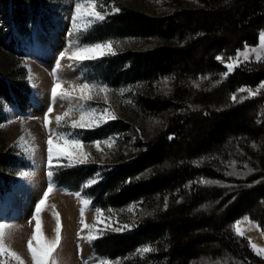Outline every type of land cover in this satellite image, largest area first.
Returning a JSON list of instances; mask_svg holds the SVG:
<instances>
[{
    "label": "trees",
    "instance_id": "16d2710c",
    "mask_svg": "<svg viewBox=\"0 0 264 264\" xmlns=\"http://www.w3.org/2000/svg\"><path fill=\"white\" fill-rule=\"evenodd\" d=\"M197 1L161 15L141 0H117L119 11L104 23L105 34L158 40L153 48L127 49L115 64H124L125 78L144 82L139 109L163 116L164 123L137 150L119 143L112 156L116 169L102 190L118 206L146 198L141 226L124 236L134 246L158 243L142 264H264L248 256V240L234 231L243 215L264 229V94L237 95L240 86L264 79V62L222 77L226 66L217 59L258 42L264 0ZM33 6L38 0H0V11L11 14L14 26L25 24ZM3 37L0 27L2 45ZM13 67L0 50L6 73L0 74V96L18 102L8 73ZM163 77L170 81L160 83ZM145 118L137 119V132L146 129ZM127 126L120 120L109 124ZM89 170H75L61 184L75 189Z\"/></svg>",
    "mask_w": 264,
    "mask_h": 264
},
{
    "label": "rangeland",
    "instance_id": "374dc122",
    "mask_svg": "<svg viewBox=\"0 0 264 264\" xmlns=\"http://www.w3.org/2000/svg\"><path fill=\"white\" fill-rule=\"evenodd\" d=\"M116 1L95 0V10L106 14V18L92 25L83 19H78L76 24H73L72 17L77 0H38L37 8L33 6L25 24L20 26H14L10 13L0 11V27L3 29L5 40L4 45L0 41V50L5 51L6 57L14 65L8 73L13 76L12 91L19 98L17 102L0 96V222L11 225L5 230V244L21 257L24 264H33L27 244L36 226L35 207L43 199L50 181L53 191L48 194L40 221L45 237L53 240L57 226L55 213L59 214L61 243L53 253L56 264H100L102 260L108 261L109 264H142L140 259L150 257L158 249L157 242L146 241L134 246L131 244L132 239L124 238L141 226L140 217L147 213L146 198L118 206L108 200L109 191L102 190L101 185L107 180V174L116 169L112 156L120 147L119 143H125L127 151L137 150L142 141L154 135L164 123L163 116L154 113L147 116L139 109L142 94L146 91L144 82L125 78L124 64H115L127 49L153 48L158 44V40L102 33L104 23L117 12L115 9H119ZM141 1L147 10L161 15L168 13L170 7L198 4L197 0ZM87 6L84 3V7ZM21 28L23 32H20ZM13 38L12 49L9 45ZM108 41L113 42L115 55L84 62L69 59L77 46H90ZM61 52L65 55L59 59ZM238 52L239 60L234 63L237 61ZM257 56L261 58L257 60ZM219 57L225 66L234 63L233 71L245 66L250 68L252 63H263L264 30L260 32L256 44H248L228 58ZM57 63L59 68L56 67ZM3 73L6 74L0 70V74ZM229 74L226 68L222 77ZM57 77L60 78L59 81ZM164 81L169 82L170 78L163 77L159 80L160 83ZM57 82L62 84L63 90L73 92V96H78L73 88H78L85 82L107 86L109 91L94 96L93 100L86 104L78 99L69 102L57 98L56 103L52 105L51 88ZM262 84L264 79L242 85L237 95L245 99L264 94ZM50 106L53 111L47 113L46 110ZM69 108L72 111L58 125L56 117L63 116ZM81 108L94 109L96 112L108 109L116 119H109L101 126L91 129L72 130L65 127L80 119ZM46 115L50 121L47 125ZM145 116L146 129L139 128L140 132H137V119L141 120ZM116 120L125 125L127 123V128L109 127V124ZM58 128L62 132H72L74 138L82 141L87 163L80 165L78 154H74L76 159L73 160L54 154L53 175L49 178L46 167L47 140L51 138L54 141L57 153L71 151L61 144L59 137L55 135ZM105 141L109 143L106 144ZM96 142H100L99 149ZM33 152L34 155H30ZM80 169L91 170L86 176L79 178L75 189L61 184L69 173ZM21 173L30 175L25 177ZM92 180L98 182L91 184ZM10 191L17 192V205H13L8 196ZM85 199L89 200L88 204L83 203ZM71 209L76 213L75 222L70 215ZM97 210L101 214L99 217ZM82 219L89 228H83ZM236 224L240 225L242 236L249 242L248 256L264 263V253L258 254L260 250H264V229L261 223L250 215H243L235 220L234 227ZM125 225L129 230L114 231L118 227L123 229ZM101 232L104 234L100 235ZM89 235L98 238L90 243L84 238ZM251 244L256 245V250ZM145 248L151 250L146 252ZM221 260H217L216 264H223L220 263ZM5 264L15 262L8 259Z\"/></svg>",
    "mask_w": 264,
    "mask_h": 264
},
{
    "label": "snow or ice",
    "instance_id": "6c2138e0",
    "mask_svg": "<svg viewBox=\"0 0 264 264\" xmlns=\"http://www.w3.org/2000/svg\"><path fill=\"white\" fill-rule=\"evenodd\" d=\"M84 3H86L88 6L84 7ZM95 9V0H77L75 4L74 15L72 17L73 24H76L78 19L86 20L89 25L104 21L106 18V14H101V12L96 11ZM115 11H119V9H115ZM112 45L113 42L108 41L105 43H94L90 46H77L76 50L71 54V56H69V59L84 62L102 58L106 55H115L116 53ZM64 55L65 53L61 52L59 59H62ZM239 56L240 53L238 52L237 61L234 63L238 62ZM260 58V56H257V60H259ZM217 59L220 58L217 57ZM234 63H229L226 65L228 73H231L233 71ZM56 67L59 68V63H57ZM59 79L60 78L57 77V81H59ZM261 87H264V84H262ZM73 91L77 92L78 96H73V92L63 90L62 84L60 82L55 83V85L51 88V104L54 105L56 103L57 98L62 101L69 102L74 99H78L86 104L88 101L93 100L94 96L100 95L101 93H107L109 89L107 88V86H101L85 82L82 83L78 88L74 87ZM233 100L235 101V96H233ZM46 111L47 113H51L53 111V107L50 106ZM71 111L72 109L69 108L68 112H65L63 116L56 117L58 125H60L61 121H64L65 117H67L69 115V112ZM80 112V119L78 121H72L70 125H65V127H69L72 130L91 129L101 126L102 123H106L109 119H116L115 115L110 113L108 109L96 112V110L94 109L85 110L84 108H81ZM45 121L46 125L50 123L47 115L45 116ZM55 135L59 137L60 143L63 144L66 148L71 149V151L68 153H57L56 149L54 148V141L51 138L47 140L46 167L48 168L47 175L49 178H51L53 175L52 164L54 154H56L57 156H63L68 160L76 159V155L74 154H78V163L80 165L87 163L86 154L83 153V144L80 139L74 138L72 132H62L59 130V128L56 131ZM99 143L100 142H96V146L98 149ZM104 143L107 144L109 143V141H105ZM30 155H34V152L30 153ZM21 175L27 177L30 175V173H21ZM97 182V180H92L91 184H95ZM52 191L53 185L50 181L48 184L47 191L43 194V199H41L35 207L34 219L36 221V226L32 237L27 244L33 264H56V260L53 258V253H55L57 247L61 243V225L59 222V214L55 213L57 219V226L55 228V239L53 240H49L47 237H45L42 231L40 221L41 211L46 206L48 194ZM83 203L88 204L89 200L85 199ZM100 215V211L97 210V216L99 217ZM81 216L83 217V209L81 210ZM29 223H31V221H29ZM81 223L83 224V228H89V225L84 223L83 219L81 220ZM10 226L11 225L9 224L0 222V264H5L6 260L8 259L14 260L15 264H24L21 257L15 251H11L5 244V230ZM121 230H129V228L127 225H125L123 226V229L119 227L114 229V231L116 232H120ZM234 231L238 236L243 235V231L240 228L239 224L235 225ZM103 234V232L100 233V235ZM84 238L91 243L98 237L94 235H89L88 237ZM250 246L254 250H256V245L251 244ZM150 250L151 249L149 248L144 249V251L146 252ZM261 253H264V250H260L258 252V254ZM100 264H109V262L102 260Z\"/></svg>",
    "mask_w": 264,
    "mask_h": 264
},
{
    "label": "bare ground",
    "instance_id": "6f19581e",
    "mask_svg": "<svg viewBox=\"0 0 264 264\" xmlns=\"http://www.w3.org/2000/svg\"><path fill=\"white\" fill-rule=\"evenodd\" d=\"M8 196L12 199L13 205H17V203H18L17 192L16 191H10ZM70 213H71L70 215H72V220H74V222H75L77 217H76V213H75L74 209H71ZM75 228H76V223H75L74 229Z\"/></svg>",
    "mask_w": 264,
    "mask_h": 264
}]
</instances>
